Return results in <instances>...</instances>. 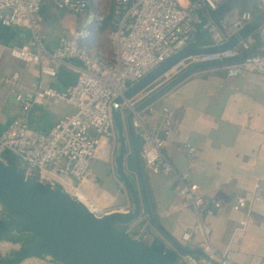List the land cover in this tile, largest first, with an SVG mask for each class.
Returning <instances> with one entry per match:
<instances>
[{
  "label": "built area",
  "instance_id": "2783aa9c",
  "mask_svg": "<svg viewBox=\"0 0 264 264\" xmlns=\"http://www.w3.org/2000/svg\"><path fill=\"white\" fill-rule=\"evenodd\" d=\"M222 1L194 0L185 8L180 0H112V11L107 15L93 0H0L3 25L26 29L34 37L33 44L10 49L14 58L40 64L41 73L50 77L57 76L61 67L70 60L79 61L83 66L75 86L66 93L41 89L34 96L16 94L25 114L47 99L67 103L74 113L63 117L47 134L32 130L22 119L15 120L0 138V159L7 163L5 157L13 154L18 158V169L27 176L61 188L98 217L109 214L113 201L94 179L92 163L98 158L105 141L111 142L114 156L118 149V133L112 113L115 101L163 63L193 45L198 24L203 25L202 30L208 32L214 41L221 42L223 34L230 39L254 19L252 12L232 9L218 24L202 22L198 13L206 9L215 11ZM254 1L256 9L264 12V0ZM46 5L71 12L84 20L81 29L65 30L59 46L53 51L46 48L45 37L41 33V12ZM109 23L111 57L92 54L86 43L96 29H102ZM243 46L247 48L246 44ZM215 63H223L231 78L240 77L247 71L264 75V53L244 57L240 47L191 56L170 73L175 76L191 65ZM138 105V101H131L123 106V110L134 112L132 127L143 143V160L147 169L158 176L177 175L179 195L194 204L198 212L199 222L185 230L183 242L195 244L200 253H184L176 262L236 264L213 246L212 230L204 220L206 216L220 213L222 206L214 204L208 207L200 194V186L192 182L191 171L178 174L164 153L173 127V111L168 107L159 108L160 122L151 126L148 117L157 111L155 103L136 112ZM184 148L190 155L195 154L191 145ZM262 191L263 187L257 185L253 191L239 196L233 206L234 211L245 215L241 222L243 231L255 203L264 202ZM132 211L133 205L128 202L116 212L128 214ZM145 219L142 217L132 230ZM44 259L46 264H60L48 256Z\"/></svg>",
  "mask_w": 264,
  "mask_h": 264
},
{
  "label": "crops",
  "instance_id": "0c3cea01",
  "mask_svg": "<svg viewBox=\"0 0 264 264\" xmlns=\"http://www.w3.org/2000/svg\"><path fill=\"white\" fill-rule=\"evenodd\" d=\"M193 1L180 0L185 8ZM226 1L223 0L219 6L223 7ZM243 1L240 4L245 12H255L254 19L262 13L256 9L254 0H251L250 5ZM93 2L102 12L111 14L112 0ZM229 9L223 7L218 15ZM216 11L206 9L208 14ZM3 16L0 13V138L17 119L25 121L36 132L50 133L63 117L73 114L74 109L58 99H47L25 114L17 102L16 94L34 96L41 89L66 93L80 77L82 63L70 60L61 67L57 76L50 77L41 73L40 64L14 58L10 49L33 44L34 37L26 29L3 25ZM41 20V33L49 51L59 46L65 30L76 31L84 24L83 18L52 5L44 7ZM110 31V23L94 31L93 37L86 43L92 54L111 57ZM259 34L260 42L256 35H251L236 46L241 48L244 56L259 47V43L260 51L264 53V27L259 30ZM205 35L193 45H215L229 39L223 34L224 39L216 42L208 32ZM197 66L202 65L188 66L175 76L170 73L133 101L141 104L170 81ZM159 84L163 85L156 90ZM152 103H155L157 111L149 114L151 126L160 122L159 108L168 107L174 113L173 127L164 149L169 161L178 174L191 171L192 182L200 186V194L208 207L214 204L222 206L220 213L204 219L212 230L213 246L227 254L236 264H264V202L255 203L244 231L241 222L245 215L233 210L238 197L253 191L259 184L263 187L264 196V75L247 71L240 77L231 78L223 63L208 64L193 70ZM186 145L194 147L195 154L190 155L184 148ZM137 150L149 205L146 207L142 198V217L146 219L133 230V237H141L145 246L172 260L177 261L184 253L179 251L170 238L192 254L198 255L200 251L195 244L183 242L185 230L198 224L199 217L195 205L179 195V177L152 174L144 163L143 143L139 138ZM115 152L114 156L111 142L105 141L98 158L92 163L94 179L113 201L109 213L119 211L131 202L129 192L117 177L115 157L118 149ZM130 155L135 172L129 171V157L126 160L127 172L141 192V179L132 148ZM148 209L161 229L148 218ZM133 225L125 230L131 231Z\"/></svg>",
  "mask_w": 264,
  "mask_h": 264
},
{
  "label": "water",
  "instance_id": "95a60500",
  "mask_svg": "<svg viewBox=\"0 0 264 264\" xmlns=\"http://www.w3.org/2000/svg\"><path fill=\"white\" fill-rule=\"evenodd\" d=\"M263 27L264 12L225 42L204 46L191 45L152 71L115 101L112 112L118 133L115 166L117 177L130 194L133 204L131 213L112 212L98 217L84 203L74 199L61 188L41 183L0 159V210L5 214L4 219H0V231L33 235L38 240V243L23 247L17 259L48 256L60 264H178L176 260L145 246L141 237H133V230H125L131 224L135 227L142 218V198L146 207L149 204L132 127L134 112L130 111L126 115L123 106L167 77L176 65L191 56L229 50L251 35H256L260 42L259 30ZM258 53H262L260 43L259 47L250 50L244 57ZM202 66L194 67L170 81L135 107V111L138 112L152 103L193 70ZM131 148L141 179V192L126 168ZM147 213L150 221L161 229L149 209ZM170 240L179 251L185 254L193 253L172 238Z\"/></svg>",
  "mask_w": 264,
  "mask_h": 264
},
{
  "label": "trees",
  "instance_id": "16d2710c",
  "mask_svg": "<svg viewBox=\"0 0 264 264\" xmlns=\"http://www.w3.org/2000/svg\"><path fill=\"white\" fill-rule=\"evenodd\" d=\"M243 0H227L226 2H224L225 4L223 5V7H229V10L232 9H239L241 12H245V8H243L242 4H240ZM245 4L248 3V5L251 4V0H244L243 1ZM223 7H218L216 12H212V14H208V12H206V10L203 13H198L199 18L201 19L202 22L206 23V22H218L220 21V19H222L228 12L223 13L222 15H218V13H220V9L223 10ZM208 11H212V10H208ZM206 13V14H205ZM253 14H255V12H253ZM202 24H198L197 28H196V34H195V38L193 41V44H196V40H201L202 38H204L205 32L202 30ZM200 43V42H199ZM202 43V42H201ZM209 43V42H206ZM204 43V44H206ZM153 87V86H152ZM150 89V88H149ZM128 112V111H127ZM137 144H138V138H136ZM5 160L7 161V163L14 167V168H19V163H18V158L16 156H14L13 154H8L5 157ZM135 168V167H134ZM0 215L3 218H0L1 220L4 219L5 214L0 211ZM36 238L33 235H28V234H18V233H3L0 231V242L2 241H9L15 244H21L23 246H27L28 244H30L33 240H35ZM37 257H42V256H37ZM18 259H12V258H4L0 255V264H16V261Z\"/></svg>",
  "mask_w": 264,
  "mask_h": 264
},
{
  "label": "rangeland",
  "instance_id": "374dc122",
  "mask_svg": "<svg viewBox=\"0 0 264 264\" xmlns=\"http://www.w3.org/2000/svg\"><path fill=\"white\" fill-rule=\"evenodd\" d=\"M163 84H159L158 87H156V90L160 88ZM125 114L128 113L127 110L123 111ZM128 162L131 166V169H129L130 172H135L134 166H133V159L132 156H128ZM130 175V174H129ZM1 211V210H0ZM0 218H3L0 215ZM19 251V245L9 242V241H2L0 242V255L4 258H13L15 254H17ZM47 261L43 257H37V256H31L25 259L21 264H46Z\"/></svg>",
  "mask_w": 264,
  "mask_h": 264
},
{
  "label": "flooded vegetation",
  "instance_id": "af4514ba",
  "mask_svg": "<svg viewBox=\"0 0 264 264\" xmlns=\"http://www.w3.org/2000/svg\"><path fill=\"white\" fill-rule=\"evenodd\" d=\"M35 243H38V240H37V239L33 240V241H32L30 244H28L27 246H29V245H31V244H35ZM23 247H26V246H23V245L19 244V251H20L21 249H23ZM19 251H18V253H19ZM18 253L15 254V256H14L12 259L17 258ZM42 257L45 258V256H42ZM26 259H27V258H26ZM24 260H25V259H24ZM24 260H17V261H16V264H21Z\"/></svg>",
  "mask_w": 264,
  "mask_h": 264
}]
</instances>
